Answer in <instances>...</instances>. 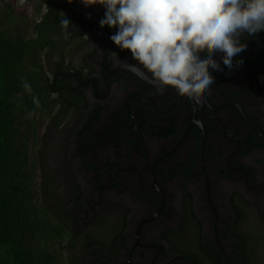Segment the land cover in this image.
<instances>
[{
  "label": "flooded vegetation",
  "instance_id": "flooded-vegetation-1",
  "mask_svg": "<svg viewBox=\"0 0 264 264\" xmlns=\"http://www.w3.org/2000/svg\"><path fill=\"white\" fill-rule=\"evenodd\" d=\"M29 1L33 2L28 0L27 3ZM43 6L41 17L46 13L47 18L50 17L54 21L52 26H58L67 31L66 34H62L61 31L56 34L54 45L48 50H52L61 42L63 49L70 55V62H68L70 67L79 75V78L73 81L72 92L81 95L83 103H72L69 109L85 112L95 108L98 102L87 104L86 92H90L97 99H108L113 92L120 93L119 88L124 91L125 96L114 106L109 103H98L103 107L99 111L98 122L91 137L92 148L88 152L91 156H95V150L102 149L100 144L106 142L111 144L112 152L116 157L109 161L104 159L100 163L97 159L87 161L86 170L93 172L96 197L102 199L100 203L108 200L105 195L101 197L102 193L118 187L124 174L132 177L131 182L137 185L133 193H135V203H138L135 205V210L139 212V215L135 224V236L126 250L127 254H132L138 249L143 251V254L149 252L150 264H168L171 255L176 251L171 244L168 250H163L159 242L154 238H149V234L156 237L157 217L164 219L160 225L161 231L169 227L168 223L174 217V211L169 208L170 200L173 201V193L177 194L179 200V205L175 202V206L179 207L180 212L185 216L182 201L186 199V196L180 184L187 188L192 197L193 194L188 187L197 186L199 188L205 184L209 212L213 213L216 222L217 212L212 199L213 194L209 188L210 184L214 189L215 186L220 185V183L216 184L219 178L225 183V180H233L239 175L242 176V181L247 182V172H250L251 167L243 165L241 158L264 150V122L261 121V116H264L262 110L264 97L263 101L258 99L262 94L259 86L264 84V35H257L253 39L249 37L245 41L248 47L239 54L244 61L241 66L231 72L226 69L224 73L214 74L213 84H218V87L211 85L206 94L213 108L203 109L201 124L197 123L187 130L194 111L189 99L184 97L180 99V94L174 89L163 97L150 99L146 111L139 112L136 120L132 119V112L138 109L142 99L154 90L142 78L123 66L124 63L136 62L132 60L127 50L121 51L110 41L109 36L114 29H109L108 26L103 29L99 27L98 21L103 15L99 12V5L85 7L80 0H72L71 3L69 0H46ZM34 8L37 9L35 6ZM65 20H68L69 24H65ZM76 53H81L80 63H74L72 59ZM52 65L54 69L55 65ZM64 69L65 66L62 65L60 71ZM239 74L242 75V79L238 82L241 85L237 87V83L230 76ZM145 76L149 78L148 75ZM252 84L257 85L253 87ZM143 90L146 93L139 102L131 98V95ZM112 97L114 99V96ZM127 99H130L128 103L131 106L130 111L125 103ZM260 102L261 106H259ZM104 112H107V118L102 123ZM80 115L83 118L86 117L85 114L82 115V112ZM174 117L176 118L174 133L163 137L150 132L149 125H157L165 129ZM129 122H132L130 125L132 129L126 128ZM200 125L204 126L206 134L203 133ZM253 137H256L254 141H259L261 145L247 154H242L246 143H249L250 138ZM211 144L214 146L212 149ZM222 144H225L229 150V155L224 163L220 164L219 160L224 154ZM190 161H192V166L189 174H177L163 181V177L169 173L171 168L178 165L177 171L185 169L186 163ZM92 163H95L93 168ZM116 180H118L117 185L112 186ZM66 182H70V179ZM247 184L254 189L262 188L256 181L247 182ZM234 185L237 188L240 186L238 183ZM137 194L143 195L144 199H138ZM81 205L76 207L81 208ZM189 219L194 225V220L191 217ZM215 222L212 225L215 235L214 244L221 247L220 240L216 236ZM125 228L126 223L122 229ZM119 232L113 234L112 239L118 236ZM117 239L120 241L118 242ZM117 239V245L124 241L123 238L118 237ZM188 253L190 251L185 250L180 254L184 261L183 264H193V261L183 256ZM204 258L201 257V259Z\"/></svg>",
  "mask_w": 264,
  "mask_h": 264
},
{
  "label": "trees",
  "instance_id": "trees-1",
  "mask_svg": "<svg viewBox=\"0 0 264 264\" xmlns=\"http://www.w3.org/2000/svg\"><path fill=\"white\" fill-rule=\"evenodd\" d=\"M41 7L42 4L37 10H41ZM52 23L54 21L50 17L47 18L46 13L39 20H31L18 14L8 0H0V264H82L77 261L76 256L66 255L71 248L75 249L78 241L66 220H69L72 226L78 221V214L67 206L71 203L75 206L81 205L82 193L79 185L71 174L66 172L73 188H69L62 195L52 179L43 175L38 192V196H42L39 199L43 201L37 202V193L33 189L36 171L28 151L30 141H43L45 138L37 136V113L52 117L54 122H58L72 103H83L82 96L72 92L73 81L78 79L79 75L73 71L70 63L64 65L61 58L55 64L52 76L45 71L43 54L47 55L48 49L53 47L56 34L60 31L62 34L67 33L64 28L52 26ZM59 50L60 57H63V49ZM62 65L65 69L60 71ZM26 84L30 87H25ZM213 85L218 87V84ZM256 85L252 84L253 87ZM145 93L144 90L140 91L131 95V98L139 102ZM129 100L125 101L128 111L131 109ZM102 107L98 103L95 104V108L85 111L86 117L79 120L74 142L77 155L88 153L92 148L91 137ZM175 119L174 117L173 122L171 120L165 129L149 125V130L154 135L165 137L175 132ZM131 124L132 122H129L126 128L132 129ZM254 138L256 139L250 138L249 143H246L242 154H247L261 145L259 141L255 142ZM213 147L211 144V149ZM94 164H91L92 168ZM82 165L86 168L87 162L83 161ZM191 166L192 161L186 163L185 169L177 171L176 167L171 168L163 177V181L177 174H189ZM247 173V182H255L252 169ZM117 182L118 180L113 182L112 186H116ZM180 186L186 196L182 201L183 211L197 224V245L204 250V256L199 257L192 253L183 256L193 261V264H205L207 259H211L214 264H222L225 260L227 264H257V257L249 244L248 236L239 229L246 219V214L237 204L238 193L233 192L229 196L232 218L226 226L233 245L227 253L221 247H213L204 242L200 234V221L192 209V196L184 185ZM136 197L144 199L141 194ZM47 202H50V205ZM123 208L124 223L128 209ZM260 217L264 221V214ZM118 237L120 232L107 244L90 234H85L84 241L77 251L86 250L103 264H115L118 255L115 242ZM179 251L183 253V250Z\"/></svg>",
  "mask_w": 264,
  "mask_h": 264
},
{
  "label": "rangeland",
  "instance_id": "rangeland-1",
  "mask_svg": "<svg viewBox=\"0 0 264 264\" xmlns=\"http://www.w3.org/2000/svg\"><path fill=\"white\" fill-rule=\"evenodd\" d=\"M8 1L13 4V7L18 14L25 15L31 20H39L46 0H32L34 3L31 1L27 3L28 0H26L24 4H20L19 0ZM41 4V10L34 8V6L37 8ZM103 11L104 10L100 7L99 12L103 13ZM59 53V51L56 52V54H53V57L43 54L42 59L45 71L48 75L51 74V69H53L52 64L54 59L60 60L63 58L64 65L67 62H70V55L66 50H64L63 57H60ZM80 54L81 53H76V55L72 57L74 63L81 62ZM241 76V74L230 76V78L234 79L237 83V87L241 85L238 83L242 79ZM259 87L260 90H262V94L258 99L263 101L264 84ZM118 90L120 93L113 92L112 94L114 99H112V96L108 99H97L94 98L90 92H86L85 101L87 104L98 102L103 104L109 103L111 106H114L125 96L123 90L120 88ZM52 96L54 95L52 94ZM259 106H261V102L259 103ZM66 110L65 115L61 119H58V122H54L52 117L41 116L38 113L35 115V120L37 122V136L39 138L45 136L43 141L38 139L30 141L28 149L30 160L34 164L36 171V176L33 181V189L37 193V202L43 201V199H39V197L42 196H38L42 181L41 178L43 179L44 177L43 175L47 178H51L56 189L64 195L66 190L69 188L72 190L73 188L71 182H66L68 178L66 172L70 173L78 183L79 189L82 192V205L81 208H77L72 203L67 206L68 209L77 213L79 218L76 225L73 226L69 220H66L68 225L72 227L73 236L78 237V241L74 246L75 249L71 248L66 255L72 254L76 256L77 261L82 264H103L100 260H97L94 256L88 254L86 250H83L82 252L81 250L77 251L80 249V246L84 241L85 234H90L92 237L99 239L104 243H109L113 241L111 236L120 231L119 238H123L124 241L121 244L116 245L118 255L116 256L115 264H150L151 255H148L149 252L143 254V251L136 249L132 254L128 255L126 251L135 236V224L138 221L139 212L136 211V213H134L136 203L135 193H133V191H136L135 189L137 185L131 182L132 177L129 174H124L121 177V183L118 187H113V189L105 190L104 193H102L101 197L105 195L108 200L100 203L102 199H97L96 197V182L93 180V172H88V170L83 167L82 161L87 162L97 159L100 163L104 159H107L108 161L110 159L112 160L116 155L112 152L113 147L111 144L106 142L100 144L102 149L95 150V156H91L89 153L86 155H77L74 144L77 138L75 132L79 128V120L84 119L80 115L81 112L82 115L84 112L82 110L78 111L69 108H66ZM262 110L264 112V107ZM55 112H57V109ZM106 118L107 112H104L102 114V123L105 122ZM261 121L264 122V116H261ZM222 145L223 146L221 147L224 154L219 160L220 164L224 163L225 158L229 155V150L225 147V144ZM241 163L245 166L251 167L256 182H258L262 188L254 189L253 187H250L246 181H242L243 178L241 175L233 180H225V183L219 178V181L216 184L220 183V185L215 186L214 189H212V185L210 184L209 188L213 194L212 199L217 212V220L215 222V225L217 226L216 236L220 240L221 248L228 253L233 245V241L228 235L229 232L226 226V223L232 218L229 196L230 193L236 191L238 193L236 200L237 204L243 208L246 214V219L240 225L239 229L248 236L247 239L249 244L254 251L255 257H257V264H264V221L260 217V215L264 214V150L256 151L247 157H242ZM234 183H238L240 186L237 188ZM188 188L193 194V211L201 223V235L203 236L204 242L211 244L213 247H218V245L214 244L215 235L212 231L214 217L213 213L211 214L209 212V203L205 196V184L204 186L201 185L199 188L197 186H189ZM172 197L173 201L170 200L171 203L169 204V208L171 211H174V217H172V220L168 223V226L170 227L175 226L182 218L180 208L175 206V202L179 205L177 194L173 193ZM47 203L50 205V202ZM123 207L128 209L124 220V223H126L125 229H122L124 224L122 219L124 214ZM162 220L164 219L156 218V237L149 234V238H154L155 241L162 245L163 250H168L170 248L168 236L160 237V233L162 232L160 229ZM186 220L187 222L184 223L183 228L180 230V235L185 240V243L181 245V247H184L183 250H189L190 253L200 257L204 254V250L200 249L197 245V230L188 217H186ZM117 240L118 242L120 241L119 239ZM117 240L115 244L117 243ZM177 253L179 252L171 255L168 264L184 263L183 259L178 256L180 253L178 255ZM106 259L107 258L105 257L104 260ZM205 264L214 263L211 259H207L205 260ZM222 264H227L226 260Z\"/></svg>",
  "mask_w": 264,
  "mask_h": 264
},
{
  "label": "clouds",
  "instance_id": "clouds-1",
  "mask_svg": "<svg viewBox=\"0 0 264 264\" xmlns=\"http://www.w3.org/2000/svg\"><path fill=\"white\" fill-rule=\"evenodd\" d=\"M80 2L104 10L99 27L114 29L110 41L136 62L124 63L127 70L140 78L148 75L157 88L171 86L197 101L209 92L216 72H231L243 64L239 54L248 47L245 41L264 31V0Z\"/></svg>",
  "mask_w": 264,
  "mask_h": 264
},
{
  "label": "water",
  "instance_id": "water-1",
  "mask_svg": "<svg viewBox=\"0 0 264 264\" xmlns=\"http://www.w3.org/2000/svg\"><path fill=\"white\" fill-rule=\"evenodd\" d=\"M257 35H264V31L258 33ZM142 79L154 91L153 92H150L147 97L143 98L142 101H141V104H140L139 108L136 109V110H134L132 112V119L133 120H136L137 119V116H138V113L139 112L146 111V107L150 104V99H153L155 97H160V96L163 97V96L167 95L172 90L171 86H166V87H162V88H157V87L153 86V84L150 82V78H148L147 76H144ZM182 97H184L185 99H189L190 104H191V106L193 108V111H194L193 112V116H192V120H191V122L187 126V130H188L193 125H195L197 123L201 124V118L203 116V109H205L206 107L213 108V104L209 101V99L207 98L206 95L203 96L202 98H200L198 101L195 100V99H193V98L185 97V96L180 95V99ZM200 127H201L203 133L206 134V130H205L204 126L200 125Z\"/></svg>",
  "mask_w": 264,
  "mask_h": 264
},
{
  "label": "crops",
  "instance_id": "crops-1",
  "mask_svg": "<svg viewBox=\"0 0 264 264\" xmlns=\"http://www.w3.org/2000/svg\"><path fill=\"white\" fill-rule=\"evenodd\" d=\"M59 44V45H58ZM57 45H55L54 46V48L52 49V50H48L47 51V54H48V56H54L53 54H56V52H58V51H60L59 49H63V44L60 42V43H58ZM64 50V49H63ZM59 60H55L54 59V62H53V64L55 65L57 62H58ZM68 63V62H67ZM54 69H55V67H54ZM54 69H51V74H52V72L54 71ZM136 204H138V203H136ZM134 213H136V210H134ZM185 222H187L186 221V219H182L181 218V220L180 221H178L177 223H176V225L175 226H172V227H168L167 229H165V230H162V232L160 233V237H162V236H164V237H166V236H168V242H169V244H171L172 245V248L174 249V250H178V252H181V251H179V249H181V250H183V248L181 247V245H183L184 243H185V240H184V238L180 235V230L183 228V226H184V223ZM201 224V223H200ZM167 226V225H166ZM195 228H196V230H197V224H195V222H194V225H193ZM201 230H202V226H201ZM201 234V233H200ZM197 238H198V230H197V236H196ZM170 245V246H171ZM176 253V252H175ZM179 253H177V255H178ZM178 256H180V254L178 255ZM178 259V258H177Z\"/></svg>",
  "mask_w": 264,
  "mask_h": 264
}]
</instances>
